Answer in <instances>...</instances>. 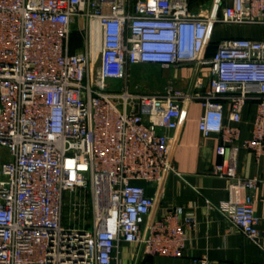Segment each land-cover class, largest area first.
<instances>
[{"label":"built area","instance_id":"1","mask_svg":"<svg viewBox=\"0 0 264 264\" xmlns=\"http://www.w3.org/2000/svg\"><path fill=\"white\" fill-rule=\"evenodd\" d=\"M215 8L195 10L190 0H0V264L183 257L195 213L156 208L166 175L179 174L164 131H177L184 106L196 100L205 108L200 131L220 137L213 173L228 184L227 199L209 208L259 243L255 193L264 178L241 177L237 165L241 149L264 156V40L232 37L212 58L204 52L217 24L264 26V0H217ZM74 31L84 38L81 51L73 50ZM193 64L208 69L205 90L131 85L135 66ZM250 102L252 137L242 139L238 124ZM89 204L85 224L65 220L66 205ZM194 264L211 261L204 255Z\"/></svg>","mask_w":264,"mask_h":264},{"label":"crops","instance_id":"2","mask_svg":"<svg viewBox=\"0 0 264 264\" xmlns=\"http://www.w3.org/2000/svg\"><path fill=\"white\" fill-rule=\"evenodd\" d=\"M217 0H190L193 9L204 8L208 12ZM228 1V0H225ZM210 9V10H208ZM245 37L264 40V26L217 24L212 28L204 57L210 59L223 39ZM73 50L74 43H73ZM154 66L157 65H140ZM138 66H135L136 68ZM133 68V69H134ZM161 68V67H160ZM171 79L175 88L188 91L205 90L208 87L207 68L190 65L180 68ZM201 71L205 78L198 80ZM203 81V82H202ZM148 90V88H142ZM149 91V90H148ZM153 90L151 92H158ZM163 91V90H162ZM205 111L201 101H192L184 106L180 128L164 131L173 141V163L177 173L167 174L158 195L157 215L167 207L184 206L193 211L198 224L189 232L184 255L172 259L161 256L150 257L148 264H194V259L207 256L211 264H264V182L255 193V211L261 218L259 243L251 241L245 234L235 229L232 223L218 210L209 208L210 203L219 204L228 197L227 181L214 175L213 168L220 161L217 147L220 137L217 133L203 135L199 129V119ZM230 105L225 104V122H230ZM257 113V103H248L242 112V139L252 137L253 120ZM237 173L241 177L264 178V156L257 158L254 152L241 149L238 155ZM149 195H154V187L146 185Z\"/></svg>","mask_w":264,"mask_h":264},{"label":"rangeland","instance_id":"3","mask_svg":"<svg viewBox=\"0 0 264 264\" xmlns=\"http://www.w3.org/2000/svg\"><path fill=\"white\" fill-rule=\"evenodd\" d=\"M211 10L218 12L219 8H213ZM72 37L74 49L76 51H81L82 49H84L85 42L82 35L74 31ZM179 70L181 69H163L154 66H138L132 71L131 85L134 89L148 88L149 91H162L166 89L169 84H171V79L179 75ZM176 89L184 90L181 87ZM73 197L74 196L69 195L67 198V202L69 203V201L73 200ZM90 218H92V207L90 206V204L85 209L82 208L79 211H74L69 207V205H66L65 207V220L67 222L71 221L72 223H78L79 225H83Z\"/></svg>","mask_w":264,"mask_h":264}]
</instances>
